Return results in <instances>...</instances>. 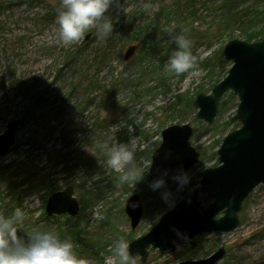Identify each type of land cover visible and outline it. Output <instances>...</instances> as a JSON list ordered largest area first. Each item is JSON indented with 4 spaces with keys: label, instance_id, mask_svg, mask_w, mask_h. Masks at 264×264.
I'll list each match as a JSON object with an SVG mask.
<instances>
[{
    "label": "rangeland",
    "instance_id": "obj_1",
    "mask_svg": "<svg viewBox=\"0 0 264 264\" xmlns=\"http://www.w3.org/2000/svg\"><path fill=\"white\" fill-rule=\"evenodd\" d=\"M233 1L231 11L226 0H120L106 13L114 21L110 38L99 39L92 29L65 45L56 23L61 0H0V133L20 119L12 150L0 156V216L21 207L25 230H55L71 239L89 264H118L113 242L124 237L130 243L171 208L162 199L165 189L149 188V173L135 186L121 184L98 145L120 123L125 127L116 134L118 142L128 143L136 165L149 170L163 129L190 122L191 142L201 157L189 170L198 177L219 164V144L240 126L232 122L239 97L232 90L223 95L213 124L196 117L192 102L200 92L211 93L228 73L232 62L222 54L228 40L256 41L247 39L246 24L255 11L264 12V0ZM262 17L258 30H264ZM169 28L193 41L196 67L179 76L165 70L175 48ZM131 45L136 50L126 59ZM181 166L165 177L175 204L180 196L172 176ZM69 185L79 213L48 215V197ZM132 194L143 205L135 228L125 211ZM239 215L240 225L230 232L197 235L194 248L151 249L148 259L137 256L136 264L198 260L219 247L227 253L217 264H264V184L249 194Z\"/></svg>",
    "mask_w": 264,
    "mask_h": 264
},
{
    "label": "water",
    "instance_id": "obj_2",
    "mask_svg": "<svg viewBox=\"0 0 264 264\" xmlns=\"http://www.w3.org/2000/svg\"><path fill=\"white\" fill-rule=\"evenodd\" d=\"M89 36L87 34L86 38ZM135 50L136 45L129 46L125 58L128 59ZM222 54L225 60L232 62L227 75L213 86L211 93H198L193 106L198 108L197 118L213 124L221 98L232 90L239 97L232 122L237 121L240 126L223 138L217 149L219 164L198 173L200 187L189 192L193 180L192 184L179 191V202L150 229L129 243L131 253L141 256L143 262L148 259L151 249L175 251L185 242L194 245L193 238L199 234L236 229L241 222L239 212L244 201L258 185L264 184V37L251 42L230 39L224 45ZM19 124V118L11 120L0 134V156L12 150ZM193 134L190 122L174 123L163 129L161 144L151 157V179L159 178L164 168L183 165L185 170H189L199 161L201 153L191 142ZM168 149L172 150V156L164 160L163 153ZM132 202L137 204L135 209L131 206ZM79 210L80 204L72 185L53 192L45 208L48 215L75 216ZM125 211L135 228L143 215L138 194H132L127 199ZM219 214L222 215L217 217ZM18 235L27 238L23 229H18ZM225 254V247H220L206 258L176 264H216Z\"/></svg>",
    "mask_w": 264,
    "mask_h": 264
},
{
    "label": "clouds",
    "instance_id": "obj_3",
    "mask_svg": "<svg viewBox=\"0 0 264 264\" xmlns=\"http://www.w3.org/2000/svg\"><path fill=\"white\" fill-rule=\"evenodd\" d=\"M114 2L119 5V0H61L56 17L60 41L65 45L79 42L92 29H95L99 39L110 38L114 21L106 13ZM166 31L175 48L167 60L165 70L177 76L193 70L197 64L192 53L193 41L173 28ZM124 127L120 123L114 125L98 147L105 152L107 167L120 173V183L135 186L145 180L149 170L136 165L135 150L128 143L118 142L116 134ZM171 156V149L163 153L164 160H169ZM170 171L168 168L162 169L160 177L151 181L149 188L152 191L165 189L161 193L162 199L172 208L175 201L173 194L166 189L165 180ZM172 179L177 184V191L192 184L193 180L197 182L192 184L189 192L200 187L197 173L184 170L182 166L173 174ZM188 202L191 203V200ZM131 206L135 209L137 204L132 202ZM24 221L25 212L21 207H17L10 215L0 216V264H89L77 254L71 239L61 238L55 230H25ZM18 229H23L27 238L18 235ZM110 250L118 258V264H136L137 255L131 253L129 242L124 237L117 238Z\"/></svg>",
    "mask_w": 264,
    "mask_h": 264
},
{
    "label": "trees",
    "instance_id": "obj_4",
    "mask_svg": "<svg viewBox=\"0 0 264 264\" xmlns=\"http://www.w3.org/2000/svg\"><path fill=\"white\" fill-rule=\"evenodd\" d=\"M227 2L230 4V9L229 10H231L232 11V9H236L235 8V3H234V1L233 0H226V4H227ZM226 4H224V5H226ZM256 13H255V15L253 16V17H250V19H249V21H250V23L249 24H246L247 25V32H246V36H247V39L248 40H258L259 38H262V35H263V37H264V30H258V26H260V19H261V17H262V19L264 18V12L263 11H255ZM238 13V12H237ZM249 13H252V12H248V14ZM236 16V12H235V10L232 12V14L230 15V19H233V16ZM241 16H242V14H240ZM241 16H239V17H241ZM242 21V20H241ZM244 22V21H243ZM239 23H241L240 21H239ZM229 24L228 23H226L225 22V24H222V27H224V29H226V30H228V28H227V26H228ZM229 27V26H228ZM251 29V30H250ZM220 31V30H219ZM223 33H220V35H222ZM225 35V34H224ZM231 38V37H230ZM221 61H223V60H221ZM223 77H221V78H219L217 81H216V83L217 82H219L221 79H222ZM220 143V142H219ZM220 145V144H219Z\"/></svg>",
    "mask_w": 264,
    "mask_h": 264
},
{
    "label": "flooded vegetation",
    "instance_id": "obj_5",
    "mask_svg": "<svg viewBox=\"0 0 264 264\" xmlns=\"http://www.w3.org/2000/svg\"><path fill=\"white\" fill-rule=\"evenodd\" d=\"M207 233H208V232H207ZM203 234H204V233H203ZM196 245H197V242H195L194 245H191L189 242H185L184 245H183L181 248H184V247H191V248L193 247V248H194ZM181 248H179V249H181ZM219 248H220V247H219ZM219 248H218V249H219ZM179 249H178V250H179ZM218 249H217V250H218ZM225 249H226V247H225ZM176 251H177V250H176ZM214 252H215V251H214ZM214 252H213V253H214ZM226 253H227V249H226ZM210 255H211V254H210ZM210 255H209V256H210ZM225 255H226V254H225ZM201 259H202V258H201ZM186 260H197V259H184V260H181V261H186ZM181 261H179V262H181ZM218 262H219V261H218ZM218 262H217V263H218ZM217 263H216V264H217Z\"/></svg>",
    "mask_w": 264,
    "mask_h": 264
}]
</instances>
